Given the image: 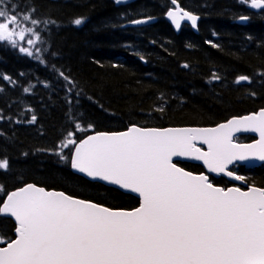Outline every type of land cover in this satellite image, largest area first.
Returning <instances> with one entry per match:
<instances>
[{
	"label": "trees",
	"instance_id": "1",
	"mask_svg": "<svg viewBox=\"0 0 264 264\" xmlns=\"http://www.w3.org/2000/svg\"><path fill=\"white\" fill-rule=\"evenodd\" d=\"M11 2L21 13L35 10L40 24H25L38 27L41 41L36 48L45 64L0 42V74L18 82L0 78V159L9 161V169L0 170V203L7 192L32 183L111 209L131 210L139 205L135 197L72 172V148L59 152L69 131L79 141L132 125L208 127L264 108V10L253 13L239 0H177L199 20L197 33L184 24L175 34L164 18L170 0ZM241 16L249 19L241 24ZM149 17L155 21L131 25ZM76 18L84 22L72 24ZM45 20L56 24L45 25ZM240 76L249 80L237 83ZM31 85L35 87L24 93ZM158 107L164 111H156ZM33 115L36 122L27 123ZM76 123L83 132L75 131ZM176 163L192 173L202 171L195 164ZM236 172L248 186L264 188V165L237 167ZM211 180L226 186L221 177ZM14 227L9 218L0 219L4 236L14 239Z\"/></svg>",
	"mask_w": 264,
	"mask_h": 264
},
{
	"label": "snow or ice",
	"instance_id": "2",
	"mask_svg": "<svg viewBox=\"0 0 264 264\" xmlns=\"http://www.w3.org/2000/svg\"><path fill=\"white\" fill-rule=\"evenodd\" d=\"M240 2L264 10V0ZM171 4L175 8L167 16L177 29L181 20L196 28V15L181 8L177 0ZM34 11L26 8L21 13L18 4L0 0V42L6 41L45 64L38 55L41 49L35 48V56L32 49L41 41L39 29L25 24H40ZM248 19L240 17L241 21ZM83 22L84 18H76L72 24ZM147 22L131 21L137 25ZM21 41L28 47L21 46ZM52 70L73 85L55 65ZM0 78L18 84L8 75L0 74ZM213 79L219 77L214 75ZM247 80L249 77L240 76L236 82ZM34 87H24L23 92ZM155 110L164 111L163 107ZM36 119L33 115L27 123ZM75 131L84 129L76 123ZM239 131L258 132L260 140L236 144L233 134ZM197 140L207 145V151L196 147ZM60 146L74 149L70 157L74 170L137 194L139 206L113 210L27 183L7 192L0 203V219L15 221L14 239L0 231V245H6L0 246V264H264V188L250 186L243 191L217 187L208 175H194L173 161V157L201 161L209 173L244 181L243 176L228 170V165L264 162V110L214 128L132 125L126 131L96 132L79 141L75 132L69 131ZM60 158L66 159L64 155ZM8 169L9 161L0 159V170Z\"/></svg>",
	"mask_w": 264,
	"mask_h": 264
},
{
	"label": "water",
	"instance_id": "3",
	"mask_svg": "<svg viewBox=\"0 0 264 264\" xmlns=\"http://www.w3.org/2000/svg\"><path fill=\"white\" fill-rule=\"evenodd\" d=\"M127 1H128V0H123V2H127ZM170 2H171V0H170ZM171 5H172V4H171ZM174 8H175V6L172 5V8H170V9H173V10H174ZM170 9H169V10H170ZM169 10H167V12H168ZM167 12H166L165 15H164L165 20H166L167 23L170 25V27L172 28V30L174 31L175 34L179 33L181 27H180L179 29L176 28V26H175V25L171 22V20L168 18V16H167ZM197 17H198V16H197ZM142 19H145V20H147L148 22H147V23H144V24H139V25H147V24H150V23H152V22L155 21V18H152V19L142 18ZM198 19H199V17H198ZM197 22H198V20H197ZM238 22L242 24L244 21L239 20ZM180 23H181V26H182L183 24L190 26V28L192 29V31L195 32V33H197V28H193V27L191 26V22H190V21H187V20H181ZM131 25H133V26H139V25H137V24H132V23H131ZM261 110H264V109H260V110H258L256 113L260 112ZM252 114H255V113H251V114H248V115H252ZM248 115H244V116H248ZM244 116L232 117V118H230V119H233V118H240V117H244ZM230 119H228V120H230ZM228 120H227V121H228ZM227 121L222 122V123H226ZM220 124H221V123H220ZM217 125H219V124H217ZM217 125H215V126H208V127H166V128H214V127H216ZM127 129H128V128H127ZM127 129H126V130H127ZM126 130H124V131H126ZM120 132H122V131H120ZM109 133H111V132H109ZM94 134H95V133H91V134H89V135H94ZM242 135H248V136H251V137L254 138V140L251 141V142H249V143H237V142L234 141V138H235V137H237V136H242ZM87 136H88V135H87ZM87 136H86V137H87ZM86 137H84L83 139H85ZM258 140H260V135H259L258 132H252V131H239V132H234V134H233V142L236 143V144H240V145L255 144ZM195 143H196V147L201 148V150H203V151H207V145H204V144L200 143L199 140H197ZM72 151H74V149H72ZM71 153H72V152H71ZM70 157H71V155H70ZM173 161H174V162H187V163H192V164H198V165H200V166L203 168V170H204L203 174H205V175H211V176H213V177L222 176V177H224L225 179H227L228 181H231V182L237 183V184L242 185V186H246V183H245L244 181H238V180H235V179H233V178H231V177H228V176L224 175L223 173H220V174L209 173V172L207 171V168L204 167V165H203V163H202L201 161H192V160H189V159H187V158H183V157H173ZM235 164L243 165L245 168H249V167L259 166V165H261V164H264V162H261V161H258V160L244 161V162L236 161V162H234L233 164L228 165V170H229L232 166H234ZM178 167H179V166H178ZM70 168H71V170H72V172H73L74 174H76V175H78V176L84 178V179L87 180V181H90V182H97V183H100V184H102V185H104V186H106V187H110V188L116 189V190H118V191H120V192H122V193H124V194H128V195H131V196L135 197V198L138 199V201H139V198H138L137 194H135V193H130V192H127L126 190L119 189L118 186H116V185H110V184H108L106 181L99 180L98 178H97V179H93V178H91V177H88V176H87L86 174H84V173H80V172L74 170V169L71 167V161H70ZM194 175H199V174H194ZM23 186H24V185H23ZM38 187H40V186H38ZM229 188H231V187H229ZM227 189H228V188H227ZM247 189H248V188H247ZM247 189H246V190H243V191H247ZM13 191H14V190H13ZM48 191H54V190H48ZM10 192H11V191H10ZM66 195H67V194H66ZM4 198H6V196H5ZM74 198H75V197H74ZM78 199H79V198H78ZM138 206H139V205H138ZM113 210H115V209H113ZM9 219L15 224L14 219H12V218H10V217H9ZM14 235H15V234H14ZM14 238H15V237H14ZM3 246H6V245H3Z\"/></svg>",
	"mask_w": 264,
	"mask_h": 264
},
{
	"label": "rangeland",
	"instance_id": "4",
	"mask_svg": "<svg viewBox=\"0 0 264 264\" xmlns=\"http://www.w3.org/2000/svg\"><path fill=\"white\" fill-rule=\"evenodd\" d=\"M239 2H240V0H239ZM241 3V2H240ZM243 4V3H242ZM243 5H245L247 8H250L249 6H248V4H243ZM26 26H28V27H30V24H26ZM21 46H25V47H28V45H27V43H26V41H21V42H18ZM35 48H36V45L35 46H32V49H33V52H34V54H35ZM17 49H18V47H17ZM19 50V49H18ZM65 149H67V148H62L61 146H60V150H59V152H62V151H64Z\"/></svg>",
	"mask_w": 264,
	"mask_h": 264
},
{
	"label": "flooded vegetation",
	"instance_id": "5",
	"mask_svg": "<svg viewBox=\"0 0 264 264\" xmlns=\"http://www.w3.org/2000/svg\"><path fill=\"white\" fill-rule=\"evenodd\" d=\"M247 8V7H246ZM247 9H249V8H247ZM251 10V12H253V13H256V12H260L261 10L260 9H258V10H253V9H250ZM248 140L250 141V140H252V138L251 137H248ZM226 186L225 187H230L231 185H232V183H229V182H227L226 181V184H225Z\"/></svg>",
	"mask_w": 264,
	"mask_h": 264
}]
</instances>
